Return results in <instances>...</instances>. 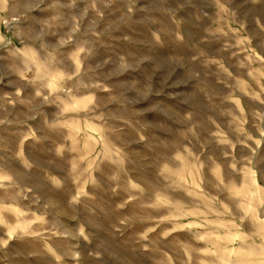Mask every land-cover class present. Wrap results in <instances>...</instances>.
Returning a JSON list of instances; mask_svg holds the SVG:
<instances>
[{
  "label": "rangeland",
  "instance_id": "rangeland-1",
  "mask_svg": "<svg viewBox=\"0 0 264 264\" xmlns=\"http://www.w3.org/2000/svg\"><path fill=\"white\" fill-rule=\"evenodd\" d=\"M0 264H264V0H0Z\"/></svg>",
  "mask_w": 264,
  "mask_h": 264
}]
</instances>
